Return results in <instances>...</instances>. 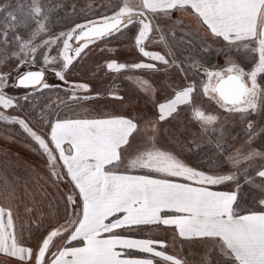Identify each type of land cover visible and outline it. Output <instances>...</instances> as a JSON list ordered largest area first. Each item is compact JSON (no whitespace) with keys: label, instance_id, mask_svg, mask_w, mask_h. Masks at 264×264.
Instances as JSON below:
<instances>
[{"label":"snow or ice","instance_id":"6c2138e0","mask_svg":"<svg viewBox=\"0 0 264 264\" xmlns=\"http://www.w3.org/2000/svg\"><path fill=\"white\" fill-rule=\"evenodd\" d=\"M124 41L136 62L104 55ZM101 68L145 71L142 100ZM0 121L46 172L5 179L11 264H264V0H5Z\"/></svg>","mask_w":264,"mask_h":264},{"label":"rangeland","instance_id":"374dc122","mask_svg":"<svg viewBox=\"0 0 264 264\" xmlns=\"http://www.w3.org/2000/svg\"><path fill=\"white\" fill-rule=\"evenodd\" d=\"M78 1H80V0H78ZM85 1H86V3L88 2V0H85ZM4 2H5V0H0V3H4ZM9 2L12 3L13 5H15L16 0H9ZM101 2L107 3V2H110V0H93L94 4H100ZM101 47H103V45ZM109 47H113V45H109ZM148 47L151 50H160L159 46H157V45L149 44ZM104 55L106 57L114 58V59H117L121 62H126V63L136 62L140 58V54L138 52L134 51L133 45L129 41H124L122 46H117L114 52H107L106 51L104 53ZM145 59H147V58H145ZM101 63H102V61H101ZM122 72L119 73V75H116L117 73L111 72L110 70H107L105 68H101L99 70V73H98V79L94 80L93 82L96 83L101 88L109 86V87H117L119 89V87L126 84L127 89L124 92V94L131 95L134 102L137 99L142 100L143 94L138 91V89H137L136 85L133 83V81H131V83H133L134 86H131L128 83V81H126L125 76L127 75V73L123 72L124 74H122ZM90 74L91 73L89 72V73H81L80 75L87 77ZM131 76H144L145 79L151 78L145 71H142V70H136L135 72L132 73ZM49 82L52 83V82H58V81H56V79L54 77H50ZM153 83L157 85V99L161 100L164 97H166L167 92L161 90L159 82L156 80H153ZM9 91H11V90H9ZM104 98L106 99V101L111 99L108 97H104ZM104 98H102V101H105ZM92 106L95 107V102H93ZM121 110L131 112L132 108L125 105ZM6 111H8L9 114H15L10 109L6 110ZM1 124L13 125V124H8V123H5L3 121H0V125ZM23 137H25L24 134H23ZM25 139H28V138H24L23 140H20V138L9 136V134H6V136H5V135L1 134V132H0V153L3 156L5 155V156H10V157L15 158L18 161V163H20V165H22L23 167L24 166L29 167L30 165L36 166V171L34 172L36 174V176L30 175V177H29L30 184L27 185L30 191H36V189L39 187V185L41 183H43V180H41L39 178L37 173H39L40 175H46V172L43 169V162H42L40 156L31 150V148H32V145H30L31 142H29L30 143L29 144L28 142L24 141ZM256 146H258V145H256ZM23 167H19L18 171L20 174L27 175L26 170L29 171V168L23 169ZM2 182L3 181H1V176H0V200L2 202H7L6 198H5L6 197V193H5V189H4L5 186H3ZM4 184H5V181H4ZM22 185H24V184H22ZM22 185L21 184H19V186L17 185V189L20 191V195L24 194V187ZM37 199H39V193H37ZM33 215H35V213H33ZM182 252H184V251H182ZM189 259H194V257H189ZM0 264H11V260L7 259L3 256H0Z\"/></svg>","mask_w":264,"mask_h":264},{"label":"trees","instance_id":"16d2710c","mask_svg":"<svg viewBox=\"0 0 264 264\" xmlns=\"http://www.w3.org/2000/svg\"><path fill=\"white\" fill-rule=\"evenodd\" d=\"M71 2V0H69V3ZM81 6H83L84 4H86L85 0H80L78 1ZM0 132L1 134L5 135L9 134V136L12 137H17L20 138V140H23L26 137H23V133L21 131V129H19V127L17 125H6V124H1L0 125ZM28 139H25V142H30ZM30 144V143H29ZM31 145V144H30ZM19 167H23L22 165H20V163H18V161L10 156H3L0 153V174L3 175L2 177H5V179H7V181H9L10 183L14 184L16 187L17 185L19 186V184H24L25 181H27V185H28V181H29V177L30 175H35L36 174L34 172H30L28 170H26L27 175L24 174H20L18 169ZM29 167L24 166L23 169H28ZM24 187V185H22ZM18 190V189H17ZM18 192L20 193V191L18 190ZM33 217H35V215H33ZM25 218V216H24ZM26 229L28 231L29 228V224L27 221V218L24 222Z\"/></svg>","mask_w":264,"mask_h":264},{"label":"crops","instance_id":"0c3cea01","mask_svg":"<svg viewBox=\"0 0 264 264\" xmlns=\"http://www.w3.org/2000/svg\"><path fill=\"white\" fill-rule=\"evenodd\" d=\"M126 73H127V75L125 76L126 81H128V83H129L131 86H134L133 83H131V80H128V79H127V77L130 76V75H132L133 72H126ZM122 74H124V73L122 72ZM116 75H119V73H117ZM107 87H109V86H107ZM119 89H120L121 93L124 94V92H125L126 89H127V85H126V84H125V85H122L121 87H119ZM104 100L106 101L105 98H104ZM103 110L106 111V112H111V111H113V108H112V107H106V108H103ZM0 176H1V181H3V182H2V183H3V186H5V184H4L5 177H2L3 175H1V174H0ZM28 184H30L29 181H28ZM4 189H5V188H4ZM0 202H2V201L0 200ZM24 216H25V213L23 212V207L21 206V210H20V213H19V217H18V219H17V227H18V228H19V226H20L21 223L24 224V222H25V220H26V216H25V218H24ZM24 228H25V233H27V229H26L25 224H24ZM180 254H181V255H185L184 252H181ZM0 256H3V255L0 254ZM3 257H5V256H3ZM5 258H7V257H5ZM7 259H9V258H7Z\"/></svg>","mask_w":264,"mask_h":264}]
</instances>
